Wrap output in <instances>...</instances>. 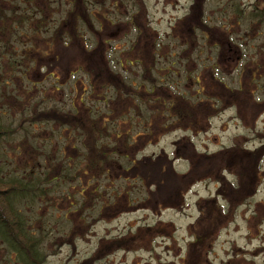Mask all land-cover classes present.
<instances>
[{
	"label": "rangeland",
	"instance_id": "obj_1",
	"mask_svg": "<svg viewBox=\"0 0 264 264\" xmlns=\"http://www.w3.org/2000/svg\"><path fill=\"white\" fill-rule=\"evenodd\" d=\"M38 1L40 4L37 5L36 0H0V13L11 16L12 25L29 36L26 38V35L18 34L19 42L13 44L14 50L21 48L23 41L30 43L34 49L44 50L47 47L50 32L37 33V15L43 21L42 28L51 23L50 30L57 25L52 20H59L60 16L55 14L54 0ZM93 1V8L98 5L100 9L101 4H105L103 11L100 9V13L104 15L107 11L105 8L114 9L116 2ZM228 1H203L205 24L211 28V35L209 34V40L203 42L205 38L202 33L189 34L194 43L204 44L205 47L191 45L190 51L185 52L190 57V68L204 64L207 68L205 72L213 85L211 89H206L202 106H197V96L193 94L197 86L190 82L188 89L184 88L190 105H194L195 109H183V117L187 113L192 116L193 112L199 110L200 115L206 118V129L196 142V148L206 155L195 150V146H181L178 150V146L172 145L173 140L189 132L175 128L163 130L160 140L156 139L150 146L143 147V154L155 153V158L147 167L142 165L139 168L140 176L143 175L144 178L142 187L141 183L134 182V172L128 181L104 179L107 183L102 191H111L112 188H116L114 192L133 191L128 190L132 185L137 191L132 194L138 203L142 196L141 204L134 203L135 207L125 209L120 216H116L119 207L116 204L111 207L103 206L98 209L101 212L93 214L94 217H101L100 220L89 219V191L81 195L83 189L79 188L83 184H80L81 179H89V173L85 174L86 169L79 175L67 176L71 187L68 189L71 194L69 199L67 191L61 186L58 191L44 195L47 202L30 196L23 198L19 202L23 207H33H26L25 214L31 221L28 225L34 226L29 228L30 232L38 230V239H41L39 246L44 261L40 264H264V81L260 84L255 82L258 78L260 82L264 80V71L255 74V77L253 75L259 65L264 66V23L252 24L245 14H234L233 4L227 3ZM235 1L242 9L247 7L246 0ZM147 2L151 8V27L156 30L145 28V24L139 19L134 24L142 35L139 41L148 44L151 38L158 37L157 41L164 45L165 54L171 50L169 42H173L168 71L174 75L180 70L181 45L187 39V31L183 28L197 25L198 16L188 20L192 23L184 22L186 6H189L190 0ZM232 2L234 3L233 0ZM126 5L132 12L136 11V4L131 2ZM26 8L33 9L32 23L23 22ZM127 14L126 6L122 4L118 12H110V17L117 20L113 24L105 21L101 28L94 21L90 30L94 32L96 40L102 38V46L92 52L95 57L89 60L92 65L99 66L100 57L107 51V46L116 51L110 53L109 57H113L123 49L127 41L133 39L134 31L128 29L127 24H131L127 22ZM237 16H241L238 24ZM173 25L180 27L179 33L172 30ZM231 26H234L233 32L236 35L227 32ZM217 27L226 29L219 30ZM106 29L111 35L107 34ZM14 34L15 31L8 34V37ZM107 38L111 44L106 46ZM231 38L242 41L237 49L239 53L248 55H244V60L230 59V47L234 46L224 43H230ZM93 39L91 35L90 41L94 44ZM219 41L223 44L220 61L222 72L213 67L219 62L214 51V44ZM140 49L144 48L139 47L138 50ZM72 50L70 48L65 52L62 57L64 62L76 59V52ZM212 74L222 78L230 89L220 85ZM44 85L49 90L51 85L48 82H44ZM215 85L219 86L217 99L221 97L223 102L216 104L214 108V98L217 95L212 89ZM182 88L181 84L180 90ZM60 94L56 95L55 100L59 105L67 106V96ZM233 100L235 106L231 102ZM227 105L231 108L227 109ZM176 110L179 111L178 108ZM184 122L189 123L188 119ZM10 129L11 132L16 131L15 136L21 142L31 145L34 140L29 137L45 139L47 131H50L45 125L34 127L25 123L11 125ZM35 144L40 146L43 142L38 140ZM27 146L22 148L23 152L34 153L33 148ZM70 153L75 158L78 157L76 151ZM172 158L180 159L170 161ZM83 159L84 157H80L79 161L83 163ZM112 173L115 178L119 171L113 170ZM139 191L142 193L139 194ZM121 200L123 202H117L125 203L126 207L127 200ZM113 240L125 244L122 247L115 246ZM16 256V252L1 241L0 264H25L17 260Z\"/></svg>",
	"mask_w": 264,
	"mask_h": 264
},
{
	"label": "trees",
	"instance_id": "obj_2",
	"mask_svg": "<svg viewBox=\"0 0 264 264\" xmlns=\"http://www.w3.org/2000/svg\"><path fill=\"white\" fill-rule=\"evenodd\" d=\"M241 9H233L234 14H240ZM85 8L80 3V7L77 11H73L69 15L71 21L74 20V15L83 14ZM240 18V16H237ZM33 16H26L23 22L32 23ZM36 20V19H35ZM9 22V23H8ZM189 23V22H188ZM199 24V23H198ZM203 22L200 23L203 26ZM208 31H211L208 25H204ZM48 27L46 32H50L48 38V53L54 52L55 49L60 48L61 41L67 38L64 28L54 27L50 30ZM191 34L193 26H189L183 29H187ZM218 28V27H217ZM223 28V27H222ZM219 30L221 28H218ZM177 33L180 31L179 26H175L174 29ZM14 36L8 37V34L13 33ZM187 31V30H186ZM38 33V32H37ZM18 34L26 35L24 31L17 30L12 25V18L6 16L4 13H0V240L5 245L7 244L11 250L17 254V260L25 264H40L44 261V256L40 250L38 239V230L30 232L28 224L30 218L25 214L26 207L33 208L31 205L23 207L19 202L27 196L32 198H38L42 202H47L48 199L44 197L49 192H56L59 186H70L69 182H63L67 176L64 172V162L61 161V167H55L59 164V161L52 159L58 151L53 149L54 144L44 141L41 146L36 145L39 138H36L35 143L31 146L34 153L27 154L23 152L22 148L25 145L30 147V144L21 142V139L14 137L16 131L11 132L10 126L22 123H37V122H49L56 119V121H65L72 123L73 126L69 131L74 134L76 129L82 132L83 136L89 140V149L91 150V156L97 158L102 155V148L111 144H117V137L120 136L118 128L110 129L108 125L104 123L99 125L96 116H101V110L95 114L94 119H87V112L83 118L77 117L84 112L80 109L82 104L79 103V108L75 114H61L56 113L55 109L48 106L50 98L42 97L37 103L33 102V97L28 96L26 99L18 101L14 97L9 96V87L14 83L17 71L16 65L19 62L20 54L14 50L13 44L19 42ZM188 34V35H189ZM209 34H211L209 32ZM76 38V34H74ZM28 37V35H26ZM80 53V57L88 59L87 54L77 49ZM90 58H95L90 54ZM100 57V61H101ZM92 66H89V70H92ZM93 83L95 87L102 91L108 83H113L116 86L123 84L119 81L116 75H112L105 69H94ZM133 91V90H132ZM151 89L147 88V92L143 91L139 94L143 100H159L163 96L169 95L164 89H159L157 92L148 93ZM44 106L45 108L40 112L38 107ZM66 115V116H65ZM84 126V127H83ZM43 142V139H42ZM69 141L62 151L65 153L68 147ZM21 149V152H20ZM60 153V151H59ZM101 153V155H100ZM23 154V155H22ZM44 155L42 159L41 156ZM28 155V156H27ZM46 158L49 161L46 162ZM104 159L93 160V169L102 170ZM89 169V165H85ZM85 166L80 167V170L86 169ZM60 173L58 174V172ZM58 174V176L56 174ZM99 178L93 177L94 185H97ZM67 191V189H65ZM71 197V195H69ZM19 198L21 200H19ZM41 227V226H40ZM0 241V243H1Z\"/></svg>",
	"mask_w": 264,
	"mask_h": 264
},
{
	"label": "flooded vegetation",
	"instance_id": "obj_3",
	"mask_svg": "<svg viewBox=\"0 0 264 264\" xmlns=\"http://www.w3.org/2000/svg\"><path fill=\"white\" fill-rule=\"evenodd\" d=\"M192 8H194V5L192 6ZM137 46H140V44H137ZM144 48V50H147V47L146 46H142ZM136 48V47H135ZM153 48L152 46L149 48L151 49ZM237 53V52H236ZM153 64H154V69L153 71H156L158 72L159 70H161L162 67H158V65L156 64V60L154 59L153 61ZM141 66L144 67V60L142 59V64H140ZM189 64L187 62L186 63H183L181 64V67H180V70L177 72L180 76H182L183 74V79L186 81V80H189V74H188V70H189ZM143 72H149L151 73L152 72V69H148L146 67L143 68ZM257 74L261 72V67H258L257 70L255 71ZM198 78H200V75H198ZM259 79V78H258ZM170 80V78H165V81H168ZM141 82V81H139ZM198 82H200V80H198ZM197 82V83H198ZM143 87H145V85L141 82L140 83ZM150 89L151 91L148 92L149 94L150 93H154V92H157L158 91V88H157V78L154 76V78H151L150 79ZM219 84H222L220 81H219ZM172 85V84H171ZM170 85V86H171ZM168 88V85L166 87V89ZM204 88V87H203ZM204 90L202 89V92ZM147 92V91H146ZM135 97H138V99H140V101L142 100V97L139 93H136L135 94ZM170 98V95H166V97H164L161 101H160V108L158 107V100H144V103L145 104H149V108L151 111H153L150 115V119H149V122H148V125H144V127L150 129V136L153 135V132L160 129V130H163L165 128H169V125L168 123L166 124H159V120H164L165 118L161 117V116H166V117H169L170 119H173L174 118V110H175V106L173 105L174 102L173 100H170L168 99ZM141 104V103H140ZM142 106L141 105H137L136 106V109L134 110V112H139L141 110ZM147 124V122H144V124ZM201 125L200 121L198 122H194L192 123V126L194 128H198L199 126ZM156 135V132L154 134V136ZM141 140H142V137H141V134H139L138 137L134 138L132 141H131V144H134V151H136L137 149V146H139L141 144ZM181 140V139H179ZM184 140H181L178 144L182 143ZM124 145V143L122 144ZM125 151H127L126 149H124ZM129 153H126L125 157H132V156H129L128 155ZM133 161L136 162V159H135V155L133 156ZM138 162H136L137 164ZM137 168H138V165H135L134 167V176L135 177H138V173L136 172L137 171ZM130 170L126 169L125 171L122 172V175L126 176V177H130ZM92 174V173H90ZM114 204H121L117 201L114 202ZM125 209H129V208H125Z\"/></svg>",
	"mask_w": 264,
	"mask_h": 264
}]
</instances>
